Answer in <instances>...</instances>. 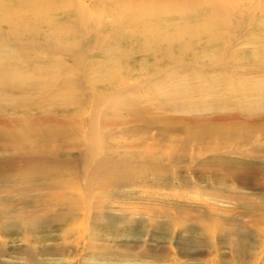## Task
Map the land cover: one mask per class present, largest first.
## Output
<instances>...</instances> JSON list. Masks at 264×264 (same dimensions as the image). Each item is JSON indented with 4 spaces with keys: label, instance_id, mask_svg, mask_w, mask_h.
Returning a JSON list of instances; mask_svg holds the SVG:
<instances>
[{
    "label": "rangeland",
    "instance_id": "1",
    "mask_svg": "<svg viewBox=\"0 0 264 264\" xmlns=\"http://www.w3.org/2000/svg\"><path fill=\"white\" fill-rule=\"evenodd\" d=\"M16 1V8L25 9L23 0ZM73 1L76 6L84 4L93 17L89 26L94 30L83 42L88 53L86 65L78 64L75 54L61 52L62 47L54 49L59 45L56 42L47 44L45 58L35 55L44 51V39H55L61 23L74 30L78 23L74 19L41 17L36 26L40 34L35 37L34 26L26 32L23 19H17L24 34L11 44H37L25 56L13 57L15 61L0 56V74L11 64L4 73L13 81H33L37 86L42 81L30 66H44L54 59L61 61L58 68L64 71L63 63L69 65L67 75L74 72L75 76L71 75L63 87L56 85L39 97L35 95L41 92L39 88H30L32 95L21 92L13 96L10 103H32L35 110L18 105L14 109L18 112H10L12 117L1 115L0 127L5 130L0 128V159L1 154L17 153L18 147L29 151L44 145L47 150L48 146L50 150L62 147L78 154L97 141L99 150L123 166L109 175L107 164L95 182L79 188L43 187L27 176L22 177L24 184L16 183L15 188L0 184V212L4 208L9 211L5 217L0 214V264H264V0H216L221 8L225 5L227 13L222 12L227 22H219L225 29L220 41L215 43L206 36L194 39L183 59L159 62L154 69L149 67L155 64L154 58L142 61L140 52L131 60L122 57L127 47L137 48L135 43L124 42L123 48L111 46L115 36L120 39L133 32L135 37L144 26L132 24L128 13L112 21V13L129 9L132 2L140 1L147 8L161 2L171 8L177 2L181 7L185 0ZM31 14L39 12L27 16ZM1 29L7 32L9 26L2 23ZM72 34L81 36V32ZM138 41L141 44L144 38ZM200 55L202 60H198ZM115 58L130 70L125 73L120 67L121 75L112 74ZM108 60L109 73L104 68ZM91 61L99 73L91 72L93 63L87 65ZM106 76L117 79L116 88L103 87L102 81L94 83ZM42 78L48 83L52 80ZM38 102L41 105H36ZM52 102L55 104H49ZM112 109L122 118V113H129L131 122L120 126L95 122L97 115L115 117ZM78 110L81 117L84 115V124L76 127L71 118ZM20 114L25 118L19 121ZM219 114H235V118L216 124L192 119ZM4 117L15 122L7 126ZM204 129L220 132L214 136ZM234 131L238 132L235 136H224ZM11 132L21 137L18 142L12 141ZM198 135L204 140L195 138ZM6 161L12 164L10 159ZM5 165L8 167H1L0 173L9 168ZM37 169L46 171L45 166ZM64 170L54 181H64L61 184L67 187L75 176L66 173V166ZM77 181L86 182L82 178ZM42 206L46 213L39 210ZM41 243L47 247L36 251Z\"/></svg>",
    "mask_w": 264,
    "mask_h": 264
},
{
    "label": "bare ground",
    "instance_id": "2",
    "mask_svg": "<svg viewBox=\"0 0 264 264\" xmlns=\"http://www.w3.org/2000/svg\"><path fill=\"white\" fill-rule=\"evenodd\" d=\"M23 1L25 4L23 3L22 6H26L25 9H21L24 7L16 8L15 6H17L19 4V3H17L16 0H0V54L4 53L3 55H0V56H6L9 58L11 57V59L15 61V59H13V57L19 58V57L25 56L27 53V50L29 48H31L33 45L37 44V43H35L32 46H29L31 43H34L35 41L27 42L26 44H19L18 46H14L11 44L12 42H16V39L18 37L22 38V35L24 34L22 28L17 23V21L19 19H23L25 31L27 30V28H29L30 25L34 26L35 30H34L32 37H35V36H38L40 34V31H37L36 26L39 24L41 17H45L46 20H49L50 18L54 19V18H57L58 16H63V17L69 16L71 19L75 20L74 22H78L77 24L75 23L77 27H75L74 30L68 29V28H65V25H64L65 22H64V24L61 23L58 26L59 29L54 32L53 36L55 37V39L52 41L44 39V41H45L44 51H42L41 53L37 52L35 55L39 56L40 58H45L47 56L45 54V51L47 50V48L49 46L47 44H50L52 42H56V43H59V45L57 47L54 46L53 47L54 49H58V48L62 47L61 52L72 54V56H74L73 54L76 55L75 61H77L78 64L85 62V59L88 56V53H87V49L83 45V42L86 40L88 35L94 30V28H93V26H89V24L93 21V17L87 13L86 7L84 4H78L76 6L74 3L75 1L70 2V0H23ZM14 3L17 5H14ZM150 4H151V2L149 3V5ZM177 5H178V2L176 3L175 7L168 8L167 3L156 2L152 6L153 8L152 7L147 8V6H145L143 3H141L139 1V2H132L131 4H129V6H130V7L128 6L129 9L126 8L123 11H117L116 13H112V14H114L112 17V21H115L118 17L128 13L129 15H131L130 21L132 24L136 25V27L140 26V25L141 26L144 25V26H142V28L140 30L135 32L137 34V35H135V37L132 36L133 32H127L126 36H124L120 39H117L116 38L117 36H115L113 38V41L110 43V44H113L111 46L113 47L114 45H118V46H122V48H123V47H125L124 42L135 43L137 48L132 47L130 49L127 47V49L123 53L122 57L124 56L125 59L129 58V60H131L135 56V55H133L134 53L140 52L141 55H139V56L141 57V60L142 59L148 60L149 58H154L155 64L152 66H149L150 69H154V68H157L158 65H161V63H163L164 61H166L168 63L169 62L172 63L178 59H180V60L183 59L182 57L184 56V54L190 52L189 49L191 48L192 41L194 39H197V38L202 37V36H206L209 39H215V43L220 41V37L225 32V29L222 26L223 24L221 25L219 23V22L225 21V17L222 13V12L226 13V10L224 7L225 5L221 8V3L216 1V0H185L184 4L181 7H178ZM110 7H113V6H110ZM220 9H222V10L220 11ZM35 12L36 13L39 12V14H36V15L31 14L30 16H27L29 13H35ZM226 15H227V13H226ZM61 19H64V18L61 17ZM66 19H68V18H66ZM61 21H63V20H61ZM225 22H227V21H225ZM2 23H5L6 25L9 26V30H7V32L1 29ZM68 23H70V22H68ZM71 24L72 23H70V25ZM64 29L66 31H64ZM78 32H81V36L77 37V36L72 34V33H78ZM138 35H139V37H138ZM66 37H69V38L67 39ZM143 38H144V42L141 44L140 43L138 44L137 42H140L138 40H140V39L143 40ZM12 46H14V47H12ZM108 49H107V52H109ZM120 49H121V47H120ZM19 50H23V51L17 52ZM118 51L120 52L119 49H118ZM111 53H114V52H111ZM129 53H132V55H128ZM112 56H114V55L112 54ZM115 56L117 57V55H115ZM194 56H197V55L195 54ZM202 58H203V56L200 55L198 57V60H202ZM193 59L196 60L197 58H193ZM210 60H212L211 56H210ZM220 60H221V57H220ZM222 60H223V58H222ZM222 60H221V62H222ZM60 62L53 59L51 62H48L44 66H42L41 64H36L35 66H30L31 71H33L35 74L39 75V79L42 81L41 83L38 82L37 86H35V83L33 81H28V80H25L23 82L13 81L7 74L4 73L9 68V66L11 65V64H9L7 69H5L4 72L0 74V112H1L0 113V120L2 118L1 115H4V114L9 116V118H10V116H11L10 112L14 113V111H16L14 109H16V107L18 105H20V106L28 105V107L30 106L31 110L34 109L32 103H27V104L10 103L13 99V96L16 95L17 93L22 92V94H24V95H32L30 93L31 92L30 88H39V90L41 92L36 93V94L34 93L35 95H37L39 97V95H41V94L43 95L44 91H47L48 89H53V88H55L54 86H56V85H57V88L60 86L63 87V85L66 84V81H70V76L71 75L75 76V73L71 72L70 76H68L67 75V72H68L67 67L69 65L63 63V61H62V63H63L62 66L65 69V71H64L63 69L58 68ZM109 62H110V60H108L104 64V68L107 69L106 72H108V73H109V71H108V63ZM159 62H161V63L159 64ZM92 63H93L92 61H91V63L87 62L88 67L90 65H92ZM164 64H166V63H164ZM85 65H86V62H85ZM122 65H124V64H122ZM122 65L115 58V61H114L113 65L111 66V69H113L114 71L111 73L112 74L115 73L116 75H121L120 67H123ZM79 66H82V64H80ZM56 68L58 71L54 70ZM123 68H125V67H123ZM128 69L130 70V68H127V69L125 68L124 72L126 73V70L128 71ZM159 69H160V67H159ZM171 69H173V67H171L167 70H171ZM90 70H91V72H96L98 69L95 67V65L93 63V66H90ZM99 72L100 71L98 70L97 73H99ZM129 72H130V74L134 73L132 71H129ZM152 72H154V70ZM141 73L144 74V72H141ZM43 76H45V78L46 77H52V80H50V82L48 83V81H46L45 79L42 78ZM97 76H96V78H97ZM100 78H102V77H100ZM181 79H182V81H185L184 78H181ZM57 81H59V83H57ZM101 81L104 83L103 87H106L108 89L109 88H116L117 83L115 81H117V79L115 77H114V80L111 77H107V78L103 77V79H101V80H95L94 83L99 84ZM31 82H33L34 85H33V83L31 84ZM118 85L120 86V84H118ZM161 87H162V85H161ZM184 87H186V85ZM71 88H73V87H71ZM71 88H70V90H71ZM70 90H68V91H70ZM34 91H35V89H34ZM111 92L112 91H110V93ZM117 93H119V92H117ZM55 94H56V92H55ZM34 97H36V96H34ZM39 103L40 102L36 103V105H38ZM53 103L54 102L49 103V104H53ZM39 105H41V103ZM71 106L74 110L75 109L80 110L79 106H75L73 104H71ZM43 107H46V106L43 105ZM72 108H70V109H72ZM30 109H29V111H30ZM79 110H78V114H73L72 118H71V125L74 124L76 127H79V125L83 123L82 117H84V115L81 117ZM19 111H22V110L20 109ZM16 112H18V111H16ZM112 112L115 113L114 114L115 117L109 116V117H103L102 118L101 115L95 114V115H97L94 119L95 122H97L98 124L105 123V124L110 125V126H120V125H124L126 123L131 122L129 113H128V115L122 113V116H123V118H122V117L118 116V110L117 109H112ZM198 112H202V111H198ZM21 115L22 114H20V116H18L19 121L22 120V118L24 117V116L21 117ZM26 116H27V113H26L25 117ZM234 116H235V114H234ZM234 116L229 117L228 115L222 116L219 114V115H213V116L208 115V116H204V117H200V118H196V119L192 118V119L194 122H197V123H199V122L200 123H202V122L214 123L215 122V124H216V123H224L223 121L226 122L227 120H230L231 118L234 120V118H235ZM16 117L17 116H15V120H16ZM20 117H21V119H20ZM4 118L5 119H3V121H6L7 126H8V124H9V126L12 125L11 122H15L14 120H11L12 118L11 119H9L8 117L7 118L4 117ZM27 118H28V116H27ZM33 118H35V117H33ZM25 120L26 119H24V121ZM19 121L17 120L16 123H18ZM27 121H29V120L27 119ZM35 121H38V120H35ZM22 123H23V121H22ZM63 124H64V122H63ZM91 124L92 123H89V125H91ZM14 125L15 124H13V126ZM19 125H21V124H19ZM19 125H17V126H19ZM93 125H94V123H93ZM21 126H23V125H21ZM0 128L3 132L4 128L3 129H2V127H0ZM1 130H0V132H1ZM99 130H100V128H99ZM204 131L207 133H210V132H212L213 134L215 133L214 134V136H215L217 132H220V129L218 131L215 130L216 132L209 130V129H204ZM79 132H82L81 129H79ZM194 133H196V132H194ZM212 133H210V134H212ZM237 133L238 132L234 131V132L228 133L224 136H230L231 135V137H233ZM9 135L11 138L13 137L12 141H14V143L19 141V140L17 141V138H21V137H16L17 135L15 136L13 132H11ZM98 136H99V133H98ZM97 138H99V137H97ZM195 138H199V139L204 140V136H200V135H198L197 137L195 136ZM91 140H92V138H91ZM96 142H92V145L89 147V149L87 148L86 151L81 150L78 152V154H76L77 150H75V151L71 150L70 151V150L64 149L62 147H58L54 150H53V148H55V147H53L50 150V148L48 146L49 150H47L44 147L45 145L44 146L42 145L43 146L42 148L41 147L34 148V147L30 146L31 148L29 149V151H27V149H25V148L18 147V148H16V151H18V152L15 154H12L11 156L6 155V154H5L6 156H4V154H1V155H3V157H1V159H0V168L6 166L5 164L9 165V168H6V167H8V166H6L5 167L6 169L3 168L5 171L0 173V184H3V186H4V182H5L6 186L11 187V188H15L17 186L16 183L17 184L23 183L24 180L22 179V177L27 176L31 181H37V182L40 181L41 185L43 184V187H44V184L49 185L51 188H53V187H56V188H70V187L71 188H79L81 185L85 187L86 185L89 184V182H95L97 180V178L101 174H103V173H100V171L104 172V168L107 167L106 166L107 164H108V167H110V169H111V174H109V175H115L114 169H118L121 166H123V165H121L122 162H119V160H117L115 158L113 159L105 151L99 150L101 148L98 149L99 145L96 144ZM102 143H103V141H102ZM20 150H22V151L20 152ZM99 151H102V153H100L101 155H98ZM170 154H172V153H170ZM180 154H182V153H180ZM171 158H173V156H171ZM8 159L11 160L12 164L9 161H6ZM158 159H162V157L158 158ZM3 162H4V164H2ZM127 164L129 165V163H125V165H127ZM128 165H127V167H128ZM21 166H25V169H22ZM38 166H40V168L45 166L46 171H42V170L37 169ZM65 166H66V169L68 170V172H66V173L73 174L75 176V178L71 179L70 183L67 182V184H66L67 187H64L65 185L61 184L64 181H62L61 183L54 181V178L60 179L61 175H64ZM120 170H121V168H120ZM78 178H82V179L86 180V182H78L80 180L79 179L77 181ZM105 184H107V183H105ZM34 187L36 189L39 188V187L37 188L35 185H34ZM9 190H7V191L10 192ZM52 196H53V199H55V201H56L55 196L54 195H52ZM58 197H60V196L58 195ZM21 199H22V197H21ZM5 200H7V199H5ZM40 200H42V199H40ZM38 202H40V201H38ZM72 202L74 205L77 204L74 201H72ZM48 204H49V202H48ZM36 206L39 207L41 205H38L36 202ZM42 207L43 208L39 209V210H42L43 212L46 211L45 207L44 206H42ZM2 209H3V207H2ZM8 212L9 211L4 208L0 212V214L5 217V215H7ZM44 213H46V212H44ZM1 215H0V217H1ZM12 222L14 223V221H12ZM17 222H15V223H17ZM45 226H47V225H45ZM1 231H0V233H2ZM24 234H26V232ZM31 234L32 233H30V235ZM1 235H3V233ZM31 237L32 236H29V238H31ZM27 243L31 244V242H29V241ZM78 243H80V242H78ZM32 246L35 247L34 245H32ZM40 246H41L40 248L35 247L36 249H38L36 251L42 250L43 248L47 247L43 243H41ZM28 249H31L30 246L26 248V250H28ZM0 253H1V251H0ZM27 253H29V252L27 251ZM46 254H48V252Z\"/></svg>",
    "mask_w": 264,
    "mask_h": 264
}]
</instances>
